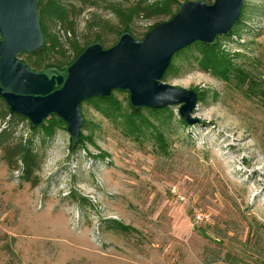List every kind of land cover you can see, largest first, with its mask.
<instances>
[{"label":"rangeland","instance_id":"obj_1","mask_svg":"<svg viewBox=\"0 0 264 264\" xmlns=\"http://www.w3.org/2000/svg\"><path fill=\"white\" fill-rule=\"evenodd\" d=\"M60 1L81 45L99 34L108 48L121 29L109 4L136 0ZM242 5L233 34L216 39L241 78L199 68L193 44L162 80L196 92L195 122L184 125L171 105L143 109L146 123L132 125L84 100L87 140L76 151L66 124L32 135L42 155L36 186L0 159V264H264V0ZM161 20L136 18L128 33L141 40ZM51 31L66 53L44 60L65 62L63 32ZM27 55L18 57L27 64ZM113 94L128 111V92ZM16 130L32 134L27 120Z\"/></svg>","mask_w":264,"mask_h":264},{"label":"water","instance_id":"obj_2","mask_svg":"<svg viewBox=\"0 0 264 264\" xmlns=\"http://www.w3.org/2000/svg\"><path fill=\"white\" fill-rule=\"evenodd\" d=\"M38 0H0V98L11 113L38 125L50 114L60 117L76 138L84 118L80 103L106 97L112 90L129 94L133 108L179 105L178 113L191 124L195 91L162 81L176 51L194 43L211 44L226 35L238 20L243 0H186L173 17L154 25L141 40L121 34L108 48L87 45L65 74L35 71L18 55L44 45L37 13Z\"/></svg>","mask_w":264,"mask_h":264},{"label":"trees","instance_id":"obj_3","mask_svg":"<svg viewBox=\"0 0 264 264\" xmlns=\"http://www.w3.org/2000/svg\"><path fill=\"white\" fill-rule=\"evenodd\" d=\"M82 3L91 4L92 0H80ZM185 1V0H184ZM182 0H153L148 2L146 0H136L133 3L124 6L121 3H110L108 8L118 20L120 28L118 30L119 36L125 32L130 31V25L136 18H163V20L158 21L150 26H148L147 31L150 30L154 25L170 19L178 11ZM37 13L41 25V30L44 37V45L41 49L35 52H28L26 56V61L29 66L33 69H37L41 72L51 74H65L66 68L79 56V54L84 50V48L93 42H84L83 45L80 44L79 40L76 38V22L75 13L70 10L62 1L60 0H38L37 1ZM243 5L240 11L238 20L233 24L230 31L226 36H231L233 34V27L240 21ZM80 12V11H79ZM52 26H58L63 32L65 43H67L68 49L71 51V57H67L65 62L54 64L52 62H45L44 58H48L50 53L56 54L58 56L64 57L66 53V48L63 43L59 40L58 36L51 31ZM146 31V32H147ZM145 32V33H146ZM143 34V36L145 35ZM225 36V35H224ZM143 38V37H142ZM217 39V37H216ZM211 44H206L202 42H194L190 45L199 46V54L196 58V63L199 68L211 72L213 75L223 78L225 80H231L234 78H241V74H234V65L232 63V57L230 53L225 52L220 49L218 41ZM94 42H103L100 35L97 34ZM188 45V46H190ZM186 46V47H188ZM186 47L176 51L171 60L184 50ZM166 68L162 80L166 77V72L173 67L171 62ZM239 70V68L236 67ZM240 71V70H239ZM243 74V72H241ZM247 78L251 77L249 73L243 74ZM236 76V77H235ZM249 76V77H248ZM255 92V90H253ZM199 98V97H198ZM2 101V102H1ZM88 102L99 101L106 106L105 109L110 112V114H115L120 116L124 122L128 124H136L135 119H139L140 123L145 124L146 118L143 115V109H148L151 111H164V108H148L139 107L133 108L127 99L128 111H122L119 101L114 97L113 90L110 95L106 97H92L86 99ZM23 120H27V127L32 133L29 137L23 138V135L18 133L16 128L19 123ZM181 122L186 125V122L181 119ZM86 120L83 121L82 127L85 125ZM65 122L55 114H50L46 119H44L38 125H32L29 120L17 113H11L4 100L0 98V159L6 164L10 171H17L18 178L22 182L29 183L31 186H36L39 183L38 172L40 170L42 155L35 150L34 145V135L37 131L41 130L45 136H50L57 126L64 125ZM71 145L70 150L76 151L77 148L87 140L81 131L76 138L70 137ZM121 229L128 228L121 225Z\"/></svg>","mask_w":264,"mask_h":264}]
</instances>
